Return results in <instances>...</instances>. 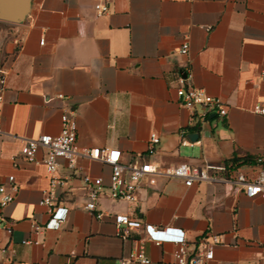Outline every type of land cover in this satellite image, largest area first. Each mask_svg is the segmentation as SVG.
Returning <instances> with one entry per match:
<instances>
[{"label":"crops","instance_id":"obj_1","mask_svg":"<svg viewBox=\"0 0 264 264\" xmlns=\"http://www.w3.org/2000/svg\"><path fill=\"white\" fill-rule=\"evenodd\" d=\"M97 2L108 3V11L97 15ZM185 42L187 52L180 54ZM0 68L6 72L0 185L10 190L9 175L17 185L13 199L0 206V264H119L145 232L138 228L120 238L115 214L172 228L171 234L181 230L190 246L218 235L207 264H264L261 197L221 181L186 186L152 173L134 203L100 196L96 208L104 216L97 218L84 208L82 175L107 185L110 167L85 156L74 166L59 159L53 194L65 219L36 233L33 224L50 219V208L39 203L50 178L39 161L20 155L25 138L59 134L61 115L68 113L77 124L78 147L118 148L125 162L148 159L160 170L205 162L257 170L264 116L252 108L264 99V0H31L21 22L0 19ZM186 73L192 86L224 103L225 116L190 121L176 94L178 74ZM151 132L160 142L147 155ZM175 248L146 241L147 264H174Z\"/></svg>","mask_w":264,"mask_h":264},{"label":"built area","instance_id":"obj_2","mask_svg":"<svg viewBox=\"0 0 264 264\" xmlns=\"http://www.w3.org/2000/svg\"><path fill=\"white\" fill-rule=\"evenodd\" d=\"M109 5L104 2H97L94 9L97 15L108 11ZM15 42L20 44V40ZM43 42V40H41ZM188 44L183 43L178 52L185 54ZM264 78V70L261 72ZM179 86L176 90L178 101L189 110L190 121L197 120L202 123L212 114H217L219 118L225 116L226 108L219 99L206 94L202 89L196 88L190 84V75L186 73L178 74ZM6 90V72L0 68V103L3 100ZM253 112L264 116V99L257 101L252 108ZM1 125H0V133ZM77 124L75 119L68 113L61 115V130L57 135L41 134L35 138H25L20 148V155L29 162H40L49 175V189L45 191L44 198L40 204L48 206L50 209V219L44 225L33 224V229L37 233L44 228H58L64 221L66 209L55 205L53 188L58 183L55 176L59 159H65L70 166H74L78 156H85L99 160L110 167V176L108 184L105 185L100 177H92L89 174L82 175V182L87 191L88 200L84 205L85 210L96 212L97 218H102L104 213L97 211V203L100 196L106 194L115 201H125L134 203L137 200V192L143 178L152 173H158L164 177L183 180L186 186H191L194 182L201 181H221L230 183L243 192L247 197L259 196L264 200V152L256 155L255 160L258 165L257 170L251 172L236 171L228 163L205 162L200 168L190 167L186 163L171 166L160 170L148 159H135L125 162L123 154L118 148L94 147L80 148L76 143ZM160 142V137L156 132H151L147 141V155L154 154L156 146ZM41 153L42 157L37 160V155ZM138 157H142L137 154ZM7 180L10 184V190L0 185V206L4 207L13 199V192L17 185L14 182V176L9 175ZM116 235L122 239L130 238V232L134 229L142 228L144 236L136 239V247L126 256L119 259V264H141L149 263V258L145 253V242L150 240L156 244L171 242L176 245L173 252L174 264H207L214 256V247L219 242L216 234H210L197 243L190 246L185 234L177 230L178 234L168 233L172 228H156L154 226L143 224L139 219L131 218L127 214H115L113 216ZM8 233L9 227H5ZM37 243L34 240H24V243Z\"/></svg>","mask_w":264,"mask_h":264},{"label":"water","instance_id":"obj_3","mask_svg":"<svg viewBox=\"0 0 264 264\" xmlns=\"http://www.w3.org/2000/svg\"><path fill=\"white\" fill-rule=\"evenodd\" d=\"M31 0H0V19L18 23L29 12Z\"/></svg>","mask_w":264,"mask_h":264},{"label":"trees","instance_id":"obj_4","mask_svg":"<svg viewBox=\"0 0 264 264\" xmlns=\"http://www.w3.org/2000/svg\"><path fill=\"white\" fill-rule=\"evenodd\" d=\"M236 160H238V158H235ZM244 161H253L254 160V157H251V156H244Z\"/></svg>","mask_w":264,"mask_h":264}]
</instances>
